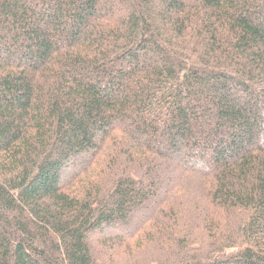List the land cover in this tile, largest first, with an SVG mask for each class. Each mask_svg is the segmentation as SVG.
<instances>
[{
	"label": "trees",
	"instance_id": "trees-1",
	"mask_svg": "<svg viewBox=\"0 0 264 264\" xmlns=\"http://www.w3.org/2000/svg\"><path fill=\"white\" fill-rule=\"evenodd\" d=\"M0 264H264V0H0Z\"/></svg>",
	"mask_w": 264,
	"mask_h": 264
}]
</instances>
